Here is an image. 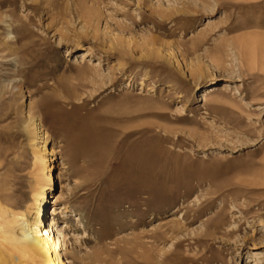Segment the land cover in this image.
Segmentation results:
<instances>
[{"label": "rangeland", "instance_id": "rangeland-1", "mask_svg": "<svg viewBox=\"0 0 264 264\" xmlns=\"http://www.w3.org/2000/svg\"><path fill=\"white\" fill-rule=\"evenodd\" d=\"M32 105L65 264H264V0H0V198L25 220Z\"/></svg>", "mask_w": 264, "mask_h": 264}, {"label": "bare ground", "instance_id": "bare-ground-1", "mask_svg": "<svg viewBox=\"0 0 264 264\" xmlns=\"http://www.w3.org/2000/svg\"><path fill=\"white\" fill-rule=\"evenodd\" d=\"M239 51L241 55L248 52L245 50V45H242ZM209 95L210 93L205 94L204 98ZM224 100H226L225 95H221L218 99L220 102ZM34 110L35 106L32 105L27 127L31 142L37 143V147L33 150L38 156L32 188V203L29 206L30 211H33V218L24 219L21 203L14 199L15 194L12 191L7 192L5 189L0 198V264H65V236L63 231L56 230L54 225V217L58 213L54 206L49 208V213L43 212L44 200L48 198L55 181L53 165L48 159V154L53 151L47 146L49 135L34 118ZM38 141L45 143L43 153L38 149ZM6 184H9V180H6ZM54 203L55 198L51 204L54 205ZM48 215L52 218L47 222L48 217H44ZM21 221L23 224L17 229Z\"/></svg>", "mask_w": 264, "mask_h": 264}]
</instances>
